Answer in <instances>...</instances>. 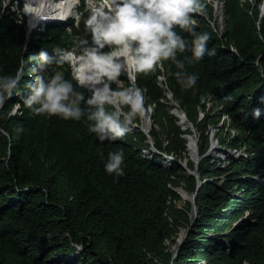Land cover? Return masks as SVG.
<instances>
[{"label":"trees","instance_id":"obj_1","mask_svg":"<svg viewBox=\"0 0 264 264\" xmlns=\"http://www.w3.org/2000/svg\"><path fill=\"white\" fill-rule=\"evenodd\" d=\"M263 2L224 0L222 27L215 0H204L203 14L193 13L197 29L211 33L208 49L214 52L186 60L199 77L194 86H181L170 58L138 73L145 106L154 105L150 135L159 152L149 149L144 131L101 141L89 130L87 114L76 120L35 113L22 100L33 79L24 65L20 93L0 108V264H198L202 258L207 264H264V112L254 114L264 108V73L256 63L264 64ZM15 15L10 8L0 12V75L15 74L41 47L71 43L68 26L83 29L72 18L47 21L28 37L27 18L18 23ZM177 30L192 40L193 33ZM190 55V49L178 53ZM56 70L71 75L67 65ZM170 93L200 130V123L208 129L223 121V130L235 131L219 140L240 156L224 160L204 155L210 140L202 130L199 188L196 174L179 162L189 157L186 133L192 132L170 112ZM17 103L20 109L8 115ZM120 148L125 174L117 176L104 164ZM162 151L174 153V160L165 161ZM188 166L196 162L189 158ZM181 185L196 193L185 208L176 203ZM183 227L188 234L173 258L176 251L166 241L176 240Z\"/></svg>","mask_w":264,"mask_h":264},{"label":"clouds","instance_id":"obj_2","mask_svg":"<svg viewBox=\"0 0 264 264\" xmlns=\"http://www.w3.org/2000/svg\"><path fill=\"white\" fill-rule=\"evenodd\" d=\"M14 12L18 23L29 31L48 19L74 20L66 28L69 44H55L51 50L41 47L27 59L15 74L0 75V108L14 94L20 93L24 65L33 79L22 96L23 104L35 113L58 114L65 119L80 120L87 114L92 121L89 130L103 140L126 136L145 110L144 93L137 75L150 72L160 62L171 59L174 72L184 88L194 86L198 74L189 72L188 63L199 61L209 51V31L197 29L193 13L205 12L204 0H0V12ZM264 9V7H263ZM193 33L189 41L181 31ZM190 49L191 55L178 53ZM34 62V63H31ZM258 70L264 64L257 60ZM67 65L70 77L57 67ZM115 85V86H113ZM86 89V91L82 90ZM17 103L8 115L15 114ZM264 108L257 106L259 117ZM123 148L110 151L104 167L117 176L125 174ZM178 252L173 253V258ZM198 264H207L202 258ZM244 264H248L245 260Z\"/></svg>","mask_w":264,"mask_h":264},{"label":"rangeland","instance_id":"obj_3","mask_svg":"<svg viewBox=\"0 0 264 264\" xmlns=\"http://www.w3.org/2000/svg\"><path fill=\"white\" fill-rule=\"evenodd\" d=\"M215 3H216V0H215ZM262 7H264V2L262 4ZM52 20L59 21V20H55V19H50V21H52ZM223 22H224L223 11H221L218 14V24L222 27L223 26ZM162 78L165 79L166 77L162 76ZM169 97L171 98V100H169L167 102L169 103L170 112H172L173 114H175L178 117V123L182 125V128H184L186 130H190V132H192V133H186V137L188 139V152H187V154L189 155V157L188 158L179 159V162L183 165L184 168L189 167L188 166L189 158L194 160L196 162V167H198L199 166V162H200V160L202 159V157L204 155H213V156L214 155H218L219 157H221L224 160H226L231 154L235 155V157H237V158L240 156V151L239 150L236 151V149L227 148L225 145H222V143H220V140H219V136L220 135H223V134L226 135L228 132L233 134L235 132L234 129H232V128L226 129V131L223 130V127H222L223 121H221L217 125H209L208 129H205L204 128L205 126L202 123H200V128L202 130L206 131L207 137L210 140V148H209L208 152L206 154L202 155L201 154V148H200L201 143L204 142V138L202 137V130L199 129V126L194 121L189 120L188 116H186L187 119H188L187 122L182 121L179 113L177 112V109L180 108V107L177 105L175 100H173V97L171 95ZM198 109H199V113H200L199 119L200 120L201 119L204 120L203 119L204 118V112L202 111V107L200 106ZM153 113H154V105L153 106L151 105L149 107L145 106L144 113L142 114V116L144 115L143 118H142V121L140 123L137 122L136 126L133 129L136 130V131H139V132L140 131H142V132L144 131L146 134H148L150 136L148 142L151 145V147L149 149H153V150L159 152V150L155 146L154 138L150 135V130L154 126ZM146 119H148L149 122H150V128L148 130H146V127L144 126V123H145ZM158 127H159V125H158ZM190 134L196 135V138H197V150H198L197 154L199 155V158H197V156H193L192 155V150H191V147L189 146V142H190L189 136H190ZM163 138H164V140H166V134H165V136H163ZM166 143H167V141H166ZM143 149L146 150V153L150 152V150H148V149H146L144 147H143ZM162 152L165 155V161L171 160L170 162H172L174 160V158H175L174 153L171 152V153L168 154L166 151H162ZM162 152H160V153H162ZM187 171H189V170L187 169ZM196 176L198 178L197 182L199 184L201 179H200L198 174ZM201 183H202V181H201ZM176 189H178L179 193L181 194V198L176 201L178 207L185 208L186 206H188V200H190V199L193 202L195 201L193 197H194V194H196V193H189L188 191H186V189H185V187L183 185L179 186L178 188L176 187ZM186 229H187L186 227H183L179 231V233L177 234L176 240L173 241L172 239H168L166 241V243L169 246H171L172 250H175L176 252H178L180 245L182 244V242L184 241L185 237L188 234V229L187 230ZM182 237H183V239H182Z\"/></svg>","mask_w":264,"mask_h":264},{"label":"water","instance_id":"obj_4","mask_svg":"<svg viewBox=\"0 0 264 264\" xmlns=\"http://www.w3.org/2000/svg\"><path fill=\"white\" fill-rule=\"evenodd\" d=\"M223 6H224V0H216V3H215V7H216V16H218V14H219L221 11H223ZM263 12H264V9H263ZM55 20L64 21V20H61V19H55ZM47 21H50V19L40 21L39 24H38L35 28H32L30 31H29V29H28V25H27V35H28V37H30L31 33H32V32H33L38 26L44 24V23L47 22ZM52 21H54V20H52ZM64 22H69V20H68V21H64ZM170 95L173 96L172 93H170ZM170 95H169V96H170ZM184 116H187V114H186L185 111H184ZM197 153H198V152H197ZM197 158H199V155H198V154H197ZM186 168L189 170L190 173H192V174H196V175L198 174L199 177H200V174H199V172L197 171V167L194 168V169H191V168H189V167H186ZM200 186H201V181H200L199 184H198V188H199ZM195 195H196V194H194V197H193L194 200H195ZM182 239H183V237H182Z\"/></svg>","mask_w":264,"mask_h":264},{"label":"bare ground","instance_id":"obj_5","mask_svg":"<svg viewBox=\"0 0 264 264\" xmlns=\"http://www.w3.org/2000/svg\"><path fill=\"white\" fill-rule=\"evenodd\" d=\"M70 18H71V17H70ZM68 20H69V19L64 20V21H68ZM64 21H63V22H64ZM177 112L179 113V115H180L182 121H185V122L188 121L187 117L184 116V111H183L181 108H178V109H177ZM144 126L146 127V130H148V129L150 128V122H149L148 119L145 120ZM189 140H190V142H189V146L191 147L192 155H193V156H197V152H198V150H197V138H196V135H194V134H190V136H189Z\"/></svg>","mask_w":264,"mask_h":264},{"label":"built area","instance_id":"obj_6","mask_svg":"<svg viewBox=\"0 0 264 264\" xmlns=\"http://www.w3.org/2000/svg\"><path fill=\"white\" fill-rule=\"evenodd\" d=\"M162 76H164V75H161V76H160L161 79H164V78H162ZM164 77H165V76H164ZM223 119H229V115H228V114H224ZM235 149H236V148H235ZM236 151H237V149H236ZM169 162H170V160H169Z\"/></svg>","mask_w":264,"mask_h":264}]
</instances>
